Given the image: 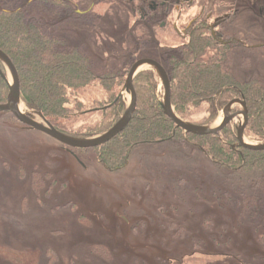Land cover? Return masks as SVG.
<instances>
[{
  "label": "rangeland",
  "instance_id": "obj_1",
  "mask_svg": "<svg viewBox=\"0 0 264 264\" xmlns=\"http://www.w3.org/2000/svg\"><path fill=\"white\" fill-rule=\"evenodd\" d=\"M26 3L45 30L90 57L98 75L125 81L144 56L168 69L182 42L159 20L142 21L131 0H0L8 10ZM232 20V35L247 44L232 49L234 74L264 83V0H247ZM77 91L70 93L85 111L75 127L98 123L103 89ZM221 118L222 111L212 123ZM71 150L0 113V264H264V184L252 187L182 139L139 144L116 171L93 149Z\"/></svg>",
  "mask_w": 264,
  "mask_h": 264
},
{
  "label": "trees",
  "instance_id": "obj_2",
  "mask_svg": "<svg viewBox=\"0 0 264 264\" xmlns=\"http://www.w3.org/2000/svg\"><path fill=\"white\" fill-rule=\"evenodd\" d=\"M28 4L9 10L0 6V49L18 70L24 103L41 111L58 131L70 136L88 137L109 129L125 111V101L119 96L124 77L115 73L98 75L93 60L45 30L37 16L31 15ZM232 49L233 46L203 32L193 34L185 50L171 58L168 72L172 103L181 118L209 124L231 100L245 99L250 118L245 135L250 140L264 142V83L256 77L240 80L234 74ZM0 70L6 75L1 62ZM2 73L0 103L6 102L9 93ZM158 82L154 71H141L134 81L137 105L132 120L117 137L102 147L91 148L105 170L116 171L127 166L133 148L139 144L182 139L199 147L216 165L230 168L232 174L252 187L264 184V151L234 147L237 131L233 124L223 130L221 137L185 134L165 114L156 93ZM90 86H99L104 91L102 98L97 99L100 104H94L99 106L101 120L75 127L74 118L85 111V104L77 96L73 99L71 93ZM203 106L205 116L195 119V113Z\"/></svg>",
  "mask_w": 264,
  "mask_h": 264
},
{
  "label": "water",
  "instance_id": "obj_3",
  "mask_svg": "<svg viewBox=\"0 0 264 264\" xmlns=\"http://www.w3.org/2000/svg\"><path fill=\"white\" fill-rule=\"evenodd\" d=\"M0 62L4 66L7 74L3 77L9 86V93L5 103L0 104V113L10 112L13 116L23 124L25 130L40 131L58 142L65 145L69 150L74 149H91L99 148L117 137L126 129L132 120L136 105L137 92L135 88L136 76L145 69L153 70L158 79L159 85L162 86L163 93L160 97L161 106L165 114L176 124L178 128L183 129L185 134L191 133L198 136H218L221 137L223 130L230 124L235 123L237 142L234 147H243L251 151H264V142L250 141L245 132L249 125V112L245 99H233L222 110V118L220 121L211 124H196L181 118L172 103V86L170 75L166 67L157 59L152 57H142L137 59L130 67L123 91L121 95L127 91L130 94L129 101L125 111L119 120L109 129L97 135L88 137H75L58 131L42 114L41 111L26 109V105L22 99L21 79L18 70L10 59V57L0 49ZM10 76V79L8 78ZM236 105H240V109L234 110Z\"/></svg>",
  "mask_w": 264,
  "mask_h": 264
},
{
  "label": "flooded vegetation",
  "instance_id": "obj_4",
  "mask_svg": "<svg viewBox=\"0 0 264 264\" xmlns=\"http://www.w3.org/2000/svg\"><path fill=\"white\" fill-rule=\"evenodd\" d=\"M131 1L136 2L137 8L135 7V11L140 14L142 21L155 23V21L159 20L160 27L164 29L171 27L173 32L181 39L182 42L176 47V57L185 50L193 34L198 32H203L205 35L233 47L247 45L245 40L232 35L231 28L229 29L232 19L240 17L246 11L247 0ZM162 64L165 66L164 63ZM238 109L234 108V110ZM71 149L74 148H70V150L67 148L68 151H72Z\"/></svg>",
  "mask_w": 264,
  "mask_h": 264
}]
</instances>
